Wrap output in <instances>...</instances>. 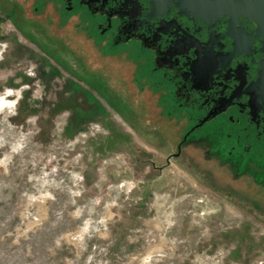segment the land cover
<instances>
[{"label":"rangeland","instance_id":"1","mask_svg":"<svg viewBox=\"0 0 264 264\" xmlns=\"http://www.w3.org/2000/svg\"><path fill=\"white\" fill-rule=\"evenodd\" d=\"M81 27L0 0V264H264V161L184 140L150 59Z\"/></svg>","mask_w":264,"mask_h":264},{"label":"flooded vegetation","instance_id":"2","mask_svg":"<svg viewBox=\"0 0 264 264\" xmlns=\"http://www.w3.org/2000/svg\"><path fill=\"white\" fill-rule=\"evenodd\" d=\"M49 1L95 41L150 59L192 122L184 140L212 136L232 157L264 161V18L236 0Z\"/></svg>","mask_w":264,"mask_h":264},{"label":"water","instance_id":"3","mask_svg":"<svg viewBox=\"0 0 264 264\" xmlns=\"http://www.w3.org/2000/svg\"><path fill=\"white\" fill-rule=\"evenodd\" d=\"M235 3L239 5L238 8L241 11L250 12L264 18V0H236Z\"/></svg>","mask_w":264,"mask_h":264}]
</instances>
